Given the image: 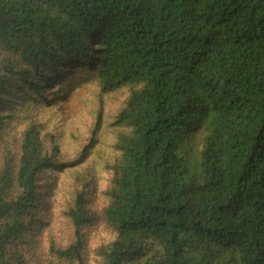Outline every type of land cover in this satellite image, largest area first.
Returning <instances> with one entry per match:
<instances>
[{
  "label": "trees",
  "instance_id": "1",
  "mask_svg": "<svg viewBox=\"0 0 264 264\" xmlns=\"http://www.w3.org/2000/svg\"><path fill=\"white\" fill-rule=\"evenodd\" d=\"M0 264H264V0H0Z\"/></svg>",
  "mask_w": 264,
  "mask_h": 264
},
{
  "label": "rangeland",
  "instance_id": "2",
  "mask_svg": "<svg viewBox=\"0 0 264 264\" xmlns=\"http://www.w3.org/2000/svg\"><path fill=\"white\" fill-rule=\"evenodd\" d=\"M69 73H70L69 71H66L65 74H69ZM77 98H76V100H77ZM114 99H115L116 104H111L107 108V111L112 112V113H115V111L117 110V104H118L117 98H114ZM76 100L74 102H76Z\"/></svg>",
  "mask_w": 264,
  "mask_h": 264
}]
</instances>
